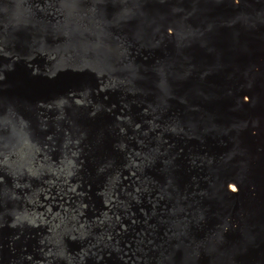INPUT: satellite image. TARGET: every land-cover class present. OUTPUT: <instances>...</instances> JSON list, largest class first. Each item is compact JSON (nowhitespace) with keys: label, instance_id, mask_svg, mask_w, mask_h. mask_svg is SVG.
Instances as JSON below:
<instances>
[{"label":"water","instance_id":"obj_1","mask_svg":"<svg viewBox=\"0 0 264 264\" xmlns=\"http://www.w3.org/2000/svg\"><path fill=\"white\" fill-rule=\"evenodd\" d=\"M8 1L0 264H264V0Z\"/></svg>","mask_w":264,"mask_h":264},{"label":"bare ground","instance_id":"obj_2","mask_svg":"<svg viewBox=\"0 0 264 264\" xmlns=\"http://www.w3.org/2000/svg\"><path fill=\"white\" fill-rule=\"evenodd\" d=\"M8 4H12V1L11 0H9L8 2H7ZM101 21H102V19H101ZM3 39L4 38H2V40L1 41H3ZM22 44V46H25L24 45V43H21ZM206 62L209 64V66L211 67V71H215V69H217L218 67H216L217 66V63H216V61H215V59H213L212 57H208L207 59H206ZM207 75H208V73H207ZM206 75V76H207ZM197 88H198V86L197 85H195ZM40 93H36V94H34V95H31V96H29L28 97V99H30V101H29V103L30 104H34L37 100H38V98H40ZM3 103V102H2ZM5 105V104H4ZM8 107V106H7ZM13 107V106H12ZM182 108H184V106H182ZM204 110V109H203ZM203 112V111H202ZM204 112H208V110H204ZM193 113H195V110L193 109L191 112H190V114H193ZM11 117H13V118H15V117H17L16 116V114L15 113H12L11 115H10V117L9 118H11ZM190 127H192L191 126V124H190ZM185 132H187L188 130H189V128L185 125V126H183V128H182ZM194 129H196V127L194 128ZM168 143V142H167ZM196 151V150H195ZM193 153H194V151L192 150V151H189V152H187L186 150L184 151V154H187V158L185 157V156H182V158H181V160L182 161H184V160H187L188 159V156H189V159L192 161L193 160ZM186 170L187 171H189L190 173L192 172V171H195L196 169L195 168H192V169H188V168H186ZM155 183V182H154ZM149 190H150V192H149V194L148 193H145V197H149V198H154V199H157V201L159 202V207H160V210H159V213H162V211L164 210V208H165V210H168V203H167V201L165 200V201H163V199H164V197L166 198L170 193H168V191H165V190H162V189H160V190H158V189H153V188H151L150 186H149ZM171 192V191H170ZM65 211V210H64ZM166 214L165 213H163V215H162V218L163 219H165V216ZM65 216V215H64ZM64 218V217H63ZM140 219V218H139ZM165 223V221L163 220V222H162V224H164ZM161 226V225H160ZM164 226V225H163ZM162 226V229H161V232L162 233H168L170 230H168V228H165V227H163ZM161 228V227H160ZM165 228V229H164ZM158 234V236H155L154 237V239H156V242L157 243H159V244H163V241H164V239H166V235L164 236L163 234ZM64 240V239H63ZM105 251H107L108 252V250H107V248H105ZM101 251H96V254H95V256L96 257H100L101 256V253H100ZM104 252V251H103ZM84 255L85 256H87V257H90L91 256V251L89 250V249H84ZM169 264H172L171 263V261H170V263Z\"/></svg>","mask_w":264,"mask_h":264}]
</instances>
